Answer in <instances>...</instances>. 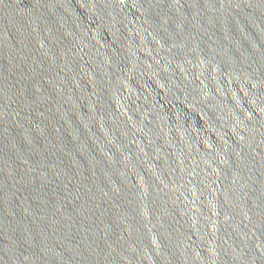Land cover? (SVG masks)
Listing matches in <instances>:
<instances>
[{
  "label": "water",
  "instance_id": "95a60500",
  "mask_svg": "<svg viewBox=\"0 0 264 264\" xmlns=\"http://www.w3.org/2000/svg\"><path fill=\"white\" fill-rule=\"evenodd\" d=\"M0 264H264V0H0Z\"/></svg>",
  "mask_w": 264,
  "mask_h": 264
}]
</instances>
